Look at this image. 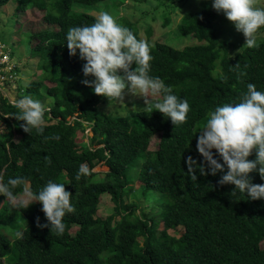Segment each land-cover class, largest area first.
I'll use <instances>...</instances> for the list:
<instances>
[{
  "label": "trees",
  "instance_id": "trees-1",
  "mask_svg": "<svg viewBox=\"0 0 264 264\" xmlns=\"http://www.w3.org/2000/svg\"><path fill=\"white\" fill-rule=\"evenodd\" d=\"M11 1L0 0V8ZM106 2L118 11L126 0H18L16 14L38 11L48 26L31 38L38 79L18 92L41 101L45 122L43 134L25 133L23 122L14 118L18 109L9 99L11 84L0 85L5 126L0 180L24 178L25 184L14 189L16 198L27 185L38 194L49 180L62 183L76 211L65 215V231L57 236L37 227V217L47 222L40 203L14 208L0 195V264H264V199L253 201L239 191L232 195L234 185L217 184L220 173L201 176L197 170V182L186 173L188 156L203 159L196 142L209 113L239 102L249 83L264 92V40L232 53V44L216 28L220 13L212 9V0H201L200 9L187 13L178 27L180 40L196 44L179 49L164 39L146 40L153 57L149 75L188 101L187 122L175 127L158 111L108 115L100 109L105 97L81 83L85 61L79 50L70 56L66 45L67 30L94 23L93 12ZM117 24L143 39L124 17ZM154 139L158 143L152 147ZM248 159H255V151ZM81 164L92 172L77 181ZM99 166L109 171L95 172ZM250 176L264 184L258 172ZM104 195L115 209L105 219L98 216Z\"/></svg>",
  "mask_w": 264,
  "mask_h": 264
},
{
  "label": "clouds",
  "instance_id": "clouds-1",
  "mask_svg": "<svg viewBox=\"0 0 264 264\" xmlns=\"http://www.w3.org/2000/svg\"><path fill=\"white\" fill-rule=\"evenodd\" d=\"M257 0H212L211 7L218 14L223 13L233 23L237 32L242 33L245 43L242 47H259L257 33L264 27V8L256 7ZM202 19V17H201ZM66 45L70 56H76L85 63L82 84L91 88L98 96L124 103L125 93L143 98L142 111H158L170 118L175 127L187 122L190 105L187 100L173 94L171 86L159 77L149 75L151 71L150 46L146 40H138L128 28L116 23L110 13L101 11L91 25L70 27L66 33ZM135 65V67H133ZM234 67L239 68V64ZM91 77L92 79H88ZM161 97L154 100L153 97ZM18 109L15 119L22 121L19 126L29 135L33 130L43 134L45 107L39 100L27 95L15 100ZM174 127V128H175ZM58 139V137H55ZM196 150L203 158L197 162L187 157L189 179L197 182L199 175L216 176L217 184L234 185L231 192L247 194L250 200L264 199V184L252 182L250 173L258 172L264 180V92L258 91L252 83L247 85L237 103H226L209 113L205 126L199 131ZM255 151V159H248ZM92 170L81 164L75 179L87 177ZM25 184L23 177L9 178L7 183L0 180V195L10 201L13 207L27 208L33 203L42 205L46 223L36 218L38 228H48L51 234L63 235L66 214L74 213L71 204L72 193L65 185L49 180L38 194L25 189L27 199L18 205L14 189ZM17 238L23 233L17 232Z\"/></svg>",
  "mask_w": 264,
  "mask_h": 264
},
{
  "label": "rangeland",
  "instance_id": "rangeland-1",
  "mask_svg": "<svg viewBox=\"0 0 264 264\" xmlns=\"http://www.w3.org/2000/svg\"><path fill=\"white\" fill-rule=\"evenodd\" d=\"M200 2L201 0H126L125 4L118 11L115 10L110 2H106L98 7V11H94L93 13L97 16L101 11H106L115 17L116 23L121 17H124L128 22L138 27L144 40L150 39L152 43H155L164 39L167 44L183 49L186 46L196 44L197 41L192 39L180 40L178 27L181 24L182 18L187 13L200 9ZM17 3L18 0H12L9 4L0 8V43L5 46V50L6 48L9 49L19 73L14 84H12L11 97L9 98L12 103L15 100L21 99L19 97L20 93H18L20 89L25 90L31 82L38 79L35 78V74L41 71L37 61L32 56V46H35L36 42L32 41L31 38L33 34L48 28L42 20L43 14L38 11L28 10L21 12L19 15L16 14ZM255 6L264 8V0H257ZM216 28L219 37L232 44V53H238L245 48L242 47L245 43L243 34L235 30L233 23L228 21L223 13L219 15ZM149 30L151 31V35L148 33ZM257 38L258 44L264 40L263 30H258ZM3 46L1 45L0 48V56L2 51H4L2 49ZM40 79L41 77H39ZM41 94H46L44 88L41 89ZM7 95L9 96V94ZM153 99L160 100L161 98L157 96L153 97ZM45 101L47 106H51L53 103V100L49 98ZM143 107V98L133 96L127 92L124 96V103L115 100L109 103V100L105 97L100 105L102 112L114 116L120 114L126 115L131 111H142ZM3 132H5V126L0 123V133ZM86 136H91V133L88 131ZM86 141L90 143V140ZM157 143L158 139H154L152 147H155ZM107 171L109 169L104 166H99L95 169V172ZM140 186L139 182L135 183V189H139ZM27 191L30 192L29 185H27ZM133 196L131 197L132 199ZM26 199L25 193L17 197L16 202L20 204L21 201ZM114 212V203L111 197L109 195L102 196L98 216L105 219L114 214ZM72 232L75 234L77 230L75 229ZM170 233L176 236L179 235L176 231H171Z\"/></svg>",
  "mask_w": 264,
  "mask_h": 264
},
{
  "label": "built area",
  "instance_id": "built-area-1",
  "mask_svg": "<svg viewBox=\"0 0 264 264\" xmlns=\"http://www.w3.org/2000/svg\"><path fill=\"white\" fill-rule=\"evenodd\" d=\"M1 45L3 46V44L0 43V48ZM2 49H4V51H2L0 56V85L6 86L7 83H11V87H13L12 84H14L19 74L17 65L14 62L9 49L6 48L5 50V46H3Z\"/></svg>",
  "mask_w": 264,
  "mask_h": 264
}]
</instances>
